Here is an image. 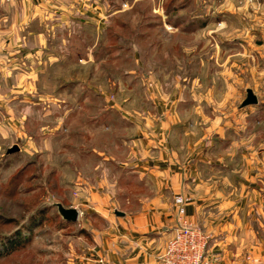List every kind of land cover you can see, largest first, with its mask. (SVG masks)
<instances>
[{
    "label": "crops",
    "instance_id": "1",
    "mask_svg": "<svg viewBox=\"0 0 264 264\" xmlns=\"http://www.w3.org/2000/svg\"><path fill=\"white\" fill-rule=\"evenodd\" d=\"M155 1L167 5L157 8L165 34L195 39L196 49L182 53L197 74L170 96L148 77L151 111L119 113L129 153L115 184L103 168L94 183L74 182L78 219L103 227L90 225L91 245L70 264H157L176 228V195L207 237V259L264 264V0ZM177 6L193 9L177 16ZM109 15L108 0H0V141H20L32 109L60 108L59 94L41 86L60 84L62 67L94 69ZM247 90L256 102L242 107Z\"/></svg>",
    "mask_w": 264,
    "mask_h": 264
},
{
    "label": "rangeland",
    "instance_id": "2",
    "mask_svg": "<svg viewBox=\"0 0 264 264\" xmlns=\"http://www.w3.org/2000/svg\"><path fill=\"white\" fill-rule=\"evenodd\" d=\"M108 1L110 15L105 34L94 47V69L62 67L61 89L51 82L41 86L44 95L59 94L60 108L44 103L45 108L50 107L49 115H40L41 108L32 109L35 116L29 119L24 137L0 141V238L11 239L12 233L20 231L19 238L12 239L13 246L5 245V251L0 246V264H70L83 256L91 245L90 225L102 228L103 224L85 218L68 223L59 217L54 205L74 208V182L78 178L88 183L100 180V168L115 184L116 164L127 158L131 136L119 113L151 111L145 98L148 77L156 79L159 91L170 96L180 93L183 78L197 74L188 53H182L183 48L196 49L195 39L167 35L157 20L166 4L154 5L155 0ZM179 8L174 7L177 16L193 9L180 13ZM169 24L167 30L176 33L178 28ZM209 52L205 48L204 57H210ZM135 120L144 122L143 118ZM14 145L18 151L7 154ZM100 155L107 159L105 164ZM178 196L172 200L176 228L179 221L174 199ZM180 197L186 200L185 209L188 199Z\"/></svg>",
    "mask_w": 264,
    "mask_h": 264
},
{
    "label": "built area",
    "instance_id": "3",
    "mask_svg": "<svg viewBox=\"0 0 264 264\" xmlns=\"http://www.w3.org/2000/svg\"><path fill=\"white\" fill-rule=\"evenodd\" d=\"M174 200L179 225L168 239L157 264H216L206 257L207 237L200 229L192 227L185 218L186 200L180 196Z\"/></svg>",
    "mask_w": 264,
    "mask_h": 264
},
{
    "label": "water",
    "instance_id": "4",
    "mask_svg": "<svg viewBox=\"0 0 264 264\" xmlns=\"http://www.w3.org/2000/svg\"><path fill=\"white\" fill-rule=\"evenodd\" d=\"M255 102H256V99H255L254 95L252 94V92L250 90H247L246 98L243 101V103L241 104V106L244 107V106L252 105V104H255ZM17 151H18V148L16 145H14L10 149H8L6 151V153L11 154V153H14ZM54 207L57 211V214L59 215V217L63 221L75 223L78 220L79 213L76 209H74V208L66 209V208L62 207L60 204H55ZM116 214H118V213H116Z\"/></svg>",
    "mask_w": 264,
    "mask_h": 264
},
{
    "label": "trees",
    "instance_id": "5",
    "mask_svg": "<svg viewBox=\"0 0 264 264\" xmlns=\"http://www.w3.org/2000/svg\"><path fill=\"white\" fill-rule=\"evenodd\" d=\"M68 223H71V222H68ZM20 235V231H18V229L14 232V233H12V236H11V239H8V237L9 236H3V239L2 238H0V246H1V248H2V251H5V249H4V246L5 245H9L10 243H11V245L13 244L12 243V239H17V238H19L18 236ZM10 238V237H9ZM13 246V245H12ZM3 253V252H2Z\"/></svg>",
    "mask_w": 264,
    "mask_h": 264
}]
</instances>
